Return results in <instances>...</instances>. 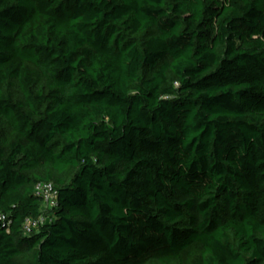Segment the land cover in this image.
I'll use <instances>...</instances> for the list:
<instances>
[{
  "label": "trees",
  "instance_id": "16d2710c",
  "mask_svg": "<svg viewBox=\"0 0 264 264\" xmlns=\"http://www.w3.org/2000/svg\"><path fill=\"white\" fill-rule=\"evenodd\" d=\"M0 264H264V0H0Z\"/></svg>",
  "mask_w": 264,
  "mask_h": 264
},
{
  "label": "built area",
  "instance_id": "2783aa9c",
  "mask_svg": "<svg viewBox=\"0 0 264 264\" xmlns=\"http://www.w3.org/2000/svg\"><path fill=\"white\" fill-rule=\"evenodd\" d=\"M35 192H37L42 200L44 212L38 218L28 219L25 222V230L29 233L47 221L50 216L49 211L53 210L58 203L59 191L52 182L38 183L35 187Z\"/></svg>",
  "mask_w": 264,
  "mask_h": 264
}]
</instances>
